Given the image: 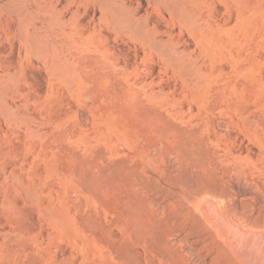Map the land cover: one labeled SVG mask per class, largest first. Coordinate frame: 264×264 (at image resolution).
I'll return each instance as SVG.
<instances>
[{
  "label": "rangeland",
  "instance_id": "374dc122",
  "mask_svg": "<svg viewBox=\"0 0 264 264\" xmlns=\"http://www.w3.org/2000/svg\"><path fill=\"white\" fill-rule=\"evenodd\" d=\"M263 244L264 0H0V264Z\"/></svg>",
  "mask_w": 264,
  "mask_h": 264
},
{
  "label": "bare ground",
  "instance_id": "6f19581e",
  "mask_svg": "<svg viewBox=\"0 0 264 264\" xmlns=\"http://www.w3.org/2000/svg\"><path fill=\"white\" fill-rule=\"evenodd\" d=\"M165 1V0H164ZM109 7H110V9H111V12H112V14H113V16L114 17H116L117 18V20L119 21V22H121V23H123L124 25H126V26H128L127 24H129V26L128 27H133L132 25H130L131 24V21L133 22V24H134V21L133 20H131L132 18H129L128 16V14H126L123 10H121L117 5H115V4H109ZM174 7H176V5L174 6V4H173V8ZM179 8V7H178ZM178 8H176L175 10H177ZM180 9H178V12H180L181 13V10L179 11ZM176 13H177V11H176ZM199 13V12H198ZM198 13H196V14H198ZM182 15H184L183 13H181ZM180 14V15H181ZM196 14H195V19H196ZM200 14V13H199ZM194 16V15H193ZM192 16V18L194 19V17ZM186 17H188V19H187V21H189V23L188 24H190V22H191V20H192V23H193V19H191L189 16H187L186 15ZM186 17H185V20H186ZM197 20V19H196ZM196 20H195V22H196ZM194 22V23H195ZM197 23V22H196ZM203 23V22H202ZM197 26V25H196ZM135 27H137V26H135ZM134 28V27H133ZM132 28V29H133ZM135 29H137V28H134V30ZM140 27L138 28V30H137V32H141L140 30ZM202 31V30H201ZM149 34L148 32H143V34ZM142 34V33H141ZM149 35H151V34H149ZM146 36H148V35H145V37L144 38H148V37H146ZM151 38H154L152 35L150 36ZM154 40V39H153ZM151 41V40H150ZM155 41V40H154ZM157 41V40H156ZM156 41L155 42H153L152 43V45L153 44H155L156 43ZM158 43V42H157ZM161 44V43H160ZM157 45H159V43L157 44ZM156 45V46H157ZM165 44H162V46H160L161 47V49H163V46H164ZM170 46V45H169ZM169 46H167V47H164V50H165V48H168ZM159 46H158V48H160ZM169 49V48H168ZM167 49V50H168ZM160 50V49H159ZM164 50H163V52H162V50H161V52H162V54L164 55ZM165 51L166 53V55L168 54V51H169V54H170V51L171 50H174V49H172L171 47H170V49L168 50V51ZM172 52V51H171ZM177 52H179V51H177ZM173 53H175L176 54V52H172V54ZM168 54V55H169ZM172 54H171V56H172ZM180 55V52L179 53H177V55ZM174 55V54H173ZM165 57H167V56H165ZM178 57V58H177ZM181 57V56H180ZM168 58V57H167ZM171 57H169V59H170ZM173 58L174 57H172V60H173ZM176 58H177V62H178V59H179V56H176L175 58H174V60H176ZM181 59V58H180ZM179 59V60H180ZM173 60V61H174ZM247 241L248 242H252L253 243V238L252 237H248L247 238ZM235 245H238L237 243H235ZM264 245V244H263ZM238 251H239V254H240V256H241V259L244 261V263L245 264H264V246H262V247H258V246H255V247H251V246H249V245H247V246H243V247H241V246H239L238 248ZM256 255V256H255Z\"/></svg>",
  "mask_w": 264,
  "mask_h": 264
}]
</instances>
